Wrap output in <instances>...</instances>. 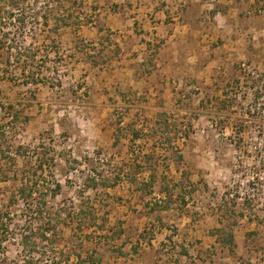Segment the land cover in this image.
<instances>
[{
	"label": "rangeland",
	"instance_id": "1",
	"mask_svg": "<svg viewBox=\"0 0 264 264\" xmlns=\"http://www.w3.org/2000/svg\"><path fill=\"white\" fill-rule=\"evenodd\" d=\"M44 1L30 0L25 10L32 15L39 12L42 15L46 9ZM166 1L158 0V7L168 13L171 8L167 9V6L173 5L175 9L170 14L179 17L184 15L190 0H169L168 4ZM153 3V0H86L84 6L73 8L81 18L71 27L62 26L59 31L55 30L54 21L46 26L43 20L34 19L28 20L23 27L15 21L4 26L10 36L5 40V48H0V176L7 181L0 183V203L8 204L9 197L13 193L18 195L25 182H36L39 185L34 195L36 201L39 197L50 201L49 206L59 215L57 235L43 239L49 216L26 211L20 199L10 209L11 214L16 215L13 219L18 227L4 244L5 252L0 250V264H16L31 255L36 264H53L54 260L58 264H75L78 254L86 256L89 249L95 248L101 251L103 264H139V260L121 256L120 251L126 252L144 230L151 237L154 232L158 234L157 229L160 232L168 227L170 219L167 214L160 219L157 216L166 205L151 206L158 211L157 214L145 210V200L154 195L150 196V191L140 189L141 184L146 179L150 181L153 175L156 183L160 177L168 180L178 176L167 166L158 169L151 124L146 127L149 132H141L143 127H139L141 124L138 121L150 109L141 106L142 97L136 92L131 91V100L124 102L121 98L123 88L118 87L116 92L112 90L114 97L106 95L104 100L99 94L109 91L96 90L103 78V74L99 77L100 71L120 56L121 43L118 39L121 29L128 28L135 21L132 19L137 18L133 28L141 30L143 23L138 22V18L141 19L144 9L139 12V6H147L146 9L150 10ZM209 4L208 16L216 14L217 6ZM243 7L236 8V17L252 21L250 26L244 27L251 30V37L254 35L251 42L260 46H256V50L263 51L264 0H256L254 5ZM220 10L222 12V8ZM62 12L65 13L64 10ZM87 20L91 23H86ZM85 43L89 44V48L82 46ZM160 46L161 43L155 44L153 53ZM103 52L105 60L98 58ZM94 56H97L98 64L92 66L91 57ZM237 70L240 71L238 77H234V84L238 88L253 89L254 96L250 97V101L254 97L264 109L262 57L253 58ZM32 77L39 82L32 83ZM241 92L245 100L246 92ZM192 102L182 104L184 113H173L177 121L171 128L178 133L186 127V131H198V136L201 135L188 139L190 149L185 162L190 168L182 173V177L200 179L202 184L188 189V194L197 197L201 191L208 198L210 210L218 211L221 223H228L224 219L226 213L236 216L243 213V217H238L234 230L238 228V232L244 230L247 233L259 229L261 233L250 243L245 241L236 257L221 249L217 251V258L227 259L226 263L232 260V264H236V260L240 264H264V227L253 220L254 215H264V119L256 114L247 115L246 106L241 105L238 98L233 102L236 110L228 109L233 116L225 119L215 114L216 110L207 111L206 106ZM14 115L18 116L17 120ZM162 128L169 129L166 126ZM203 130L206 131L204 135ZM134 132L140 138H134ZM225 132L229 136L223 135ZM117 139L119 142L115 146ZM195 148H209L216 152L217 167L222 174L217 170L213 179L221 184H208L204 155L201 151L195 152ZM2 150L7 151L8 158L3 157ZM136 151L138 153L131 160L130 154ZM180 152L175 150L172 154L176 163L184 161ZM136 164L146 165L148 169L150 164L152 166L150 170L139 173ZM99 175L109 184L116 182V185L85 191V180ZM125 181L132 183L129 189L121 185ZM56 183L61 184V191L53 200L46 187ZM153 188L154 191L159 189ZM230 192L254 194L258 201L244 203L230 200L226 197V193ZM122 195L127 197L122 198ZM87 198L98 217V225L105 224L104 232L96 226L79 230V214L83 207L86 209L84 201ZM229 220L231 223L232 220ZM123 230L126 231L124 235L119 237L115 234L114 238H110L112 232ZM26 234H29L28 245L33 247H29L31 252L26 247L23 249L21 235ZM147 246L143 241L141 248ZM127 252L129 254L130 250ZM145 254L142 255L148 256Z\"/></svg>",
	"mask_w": 264,
	"mask_h": 264
},
{
	"label": "crops",
	"instance_id": "2",
	"mask_svg": "<svg viewBox=\"0 0 264 264\" xmlns=\"http://www.w3.org/2000/svg\"><path fill=\"white\" fill-rule=\"evenodd\" d=\"M153 1L155 3L150 10L146 9L147 6H139V12L144 9L141 19L138 18V22L143 23L141 30L133 28L137 18L132 19L135 21L128 28L121 29L118 39L121 43L120 56L111 65L103 67L99 74L100 78L103 74L100 88H95L97 91H109L99 94L103 100L106 95L113 98L118 87L123 88L121 98L124 102L131 100L132 92L142 97L141 106L145 105L150 111H145V115L139 119V127H143L141 132H149L146 127L150 124L153 127L152 139L158 169L167 166L178 174L168 180L160 177L157 183L154 182V187H159L158 191L153 188L150 196L154 197L144 202V209L156 214L158 211L151 206L166 205L164 210H159L161 206L157 207L160 212L157 216L160 219L167 214L170 219L168 227L160 232L157 229L158 234L154 232L151 243H146L147 247L141 248V240L136 254H132L131 249L138 240L131 244V249H126L130 250L129 254L126 251V255L121 256L139 260V264H232V260L226 263L227 259L217 258V251L223 248L217 238L210 234L211 230L221 226L218 211L210 210L208 198L201 191L197 197L188 194L187 190L191 187L202 185L199 183L201 180L182 177V173L190 168L185 162L190 149L188 139L201 135L198 136V131L181 130L177 133L171 128L177 121L173 113H184L181 106L189 101H193L194 105L206 106L207 111L216 110L215 114L221 119L233 116L228 109L234 107L233 102L238 98L239 88L233 81L234 77H238V67L245 66L256 57L264 60V50H256V46H260L251 42L254 35L251 37V30L244 27L250 26L249 22L252 21L236 17V8L240 5L248 8L256 0H190L184 15L179 17L170 14L175 9L173 5L167 6V9L171 8V12L167 13L158 7V0ZM169 2L166 1L167 4ZM210 2L217 6L218 12L208 16ZM160 43L161 46L153 53L154 45ZM99 57L106 59L104 52ZM94 59L96 63H90L92 66L98 64L97 56ZM162 126L169 129L165 130ZM144 143L147 144V140ZM208 149H194L195 152H202L205 163ZM175 150H181L179 154L183 155V162L176 163L172 155ZM176 164L177 168L174 169ZM121 185L129 189L132 183L125 181ZM165 186L169 187V191L164 190ZM126 197L122 195V198ZM237 229L235 238L239 250L245 242L246 231L238 232ZM148 249L152 250L147 251L148 256L144 257L142 254ZM235 263L240 264L237 260Z\"/></svg>",
	"mask_w": 264,
	"mask_h": 264
},
{
	"label": "trees",
	"instance_id": "3",
	"mask_svg": "<svg viewBox=\"0 0 264 264\" xmlns=\"http://www.w3.org/2000/svg\"><path fill=\"white\" fill-rule=\"evenodd\" d=\"M30 0H0V32H1V38H0V48H5V45L7 44L5 40H8L10 33L9 31H6L4 29V26L8 25L9 22L15 21L18 22L21 27H23L28 20L34 19V20H43V24L47 26L51 21H54V26L55 30L59 31L61 30L62 26L64 27H71L77 20H79L81 17L76 14V11L73 10V8H79L82 7L86 4V0H45L44 1V6L46 7L45 11L43 12L42 15L39 13H36L32 15V12H28L25 10L28 6V2ZM39 1V0H37ZM62 10L65 11L62 12ZM96 10V9H95ZM73 21V22H72ZM86 23L90 24L91 20H87ZM107 41H110V39H107ZM106 41V42H107ZM86 48H89V44L85 43L82 45ZM9 48V47H8ZM35 58V57H33ZM93 59V63H96V60L94 57H91ZM32 83H37L39 82L38 79H35L32 77ZM14 119L17 120L18 116L14 115ZM3 136V133H1ZM134 138L138 139L140 138V135L136 132H134ZM119 140L117 139L114 143L116 146L118 144ZM3 154L4 158L6 157L7 151H1ZM150 161L153 160V158L150 156ZM131 160L133 158H130ZM137 162V160H136ZM146 166V165H145ZM142 166V165H137L136 168L138 169L137 171L140 173L143 170H150L151 164L148 166ZM154 167L156 165H153ZM1 169V167H0ZM155 175L151 177V180L148 182H144L141 184V190L144 191H150L149 194L153 193V187H154V179ZM5 180H2V177L0 176V183L7 181V178H4ZM116 183V182H115ZM109 184L101 176L99 175L98 177H89L85 180L84 183V190H89V189H94L97 190L99 186L103 187H114L116 184ZM39 185L38 183H34L29 181V183L25 182L22 187H20L18 191V195L13 193L11 197H9V202L8 204H2L0 203V250L5 252V247L4 244L9 241V235H14L15 234V229L18 227L16 223H14V217L16 215H12L10 209L14 208L16 203H18L21 200L24 202L25 210L34 212L36 215H48L49 219L47 221L48 228L46 230V233L43 235V239L47 238V240L52 237L57 235V216L59 215V212H53V207H50V201L46 200L45 198H38L39 200L36 201V197H34L38 189ZM47 192L50 193L51 199L55 200L56 197L60 194L61 191V184L56 183L54 185H47L46 187ZM165 191H169V187L165 186L164 187ZM169 193V192H168ZM84 202L86 209L84 207L80 210V224L78 225L79 230H85V229H91L96 226L99 230L104 232L105 224L98 225V217L95 213V210L92 206H90V200L87 198ZM253 203L252 201L246 200L244 203ZM158 206V205H156ZM61 212V211H60ZM244 214L241 213L239 216H236L232 213L230 215L229 213L225 214V220H227L228 223H225L222 221L221 226L218 228H215L210 231V234L214 237L217 238V242L220 244V246L228 250L229 254L236 257L237 252H238V245L236 243V238H235V230L233 228L236 227L238 224V217H243ZM255 218L253 220L257 221L261 226L264 227V215L263 217H259L258 215H254ZM229 218L232 220L230 223ZM56 220V221H55ZM252 221V219H250ZM26 233V231H25ZM126 231H120V232H112L110 235V238H114V235L116 236L125 234ZM261 233H259V229L255 231H249L246 233V239L245 241L248 243L251 242V240L254 237L260 236ZM88 236V235H86ZM151 237L147 236V232L144 231L139 234V239L137 243L132 247L131 253L136 254L138 252V246L140 245L141 240L145 241L146 243L148 242L149 244L151 243L153 234L150 235ZM90 238V237H89ZM107 238V235H106ZM109 238V237H108ZM128 240H130V237H128ZM21 241L23 244V249L25 250L24 247L28 248L29 247L33 248L32 246L28 245L29 241V234L26 235H21ZM120 251V250H119ZM121 255H126L122 250L120 251ZM32 256V255H31ZM23 257V261H19L16 264H36L34 262V259L32 257ZM52 258V257H51ZM57 261L54 260L53 264H58L55 263ZM75 264H103V256L102 253L99 249L95 248L92 250L87 251V255L83 254H78L77 255V261Z\"/></svg>",
	"mask_w": 264,
	"mask_h": 264
},
{
	"label": "built area",
	"instance_id": "4",
	"mask_svg": "<svg viewBox=\"0 0 264 264\" xmlns=\"http://www.w3.org/2000/svg\"><path fill=\"white\" fill-rule=\"evenodd\" d=\"M248 69L251 71V68L248 67ZM253 74V73H252ZM246 92V99L244 100L242 98V93ZM241 92V93H239ZM254 96V90L251 88H243L240 87L238 90V101H240L241 105H245V110L247 113V115H252L254 116L256 114V116H258L260 119H264V109H262V104L261 103H257L255 98L253 97V99H251L250 101V97ZM232 110H236V106L232 108ZM213 126V125H212ZM183 129L185 130L186 127H183ZM202 134H206V131L203 130ZM223 135L225 136H229L227 132L223 133ZM138 151H136V153H132L130 154V158H133L134 154H137ZM219 165L218 161H217V156H216V152L212 151L211 149H208L207 153H206V180L208 182V184H221L219 182H217L215 179H213L214 173H216L217 170H219V168L217 167ZM220 171V170H219ZM221 173V171H220ZM222 174V173H221ZM210 182H209V181ZM213 182V183H212ZM226 197L230 200H234L237 202H245L246 200L252 201V202H257L258 201V197H256L254 194L250 195V194H246L243 192H230V193H226Z\"/></svg>",
	"mask_w": 264,
	"mask_h": 264
}]
</instances>
